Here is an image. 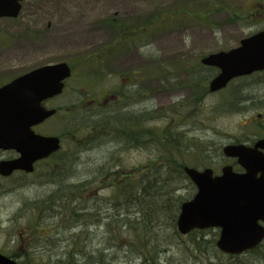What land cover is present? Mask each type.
<instances>
[{
	"label": "rangeland",
	"instance_id": "374dc122",
	"mask_svg": "<svg viewBox=\"0 0 264 264\" xmlns=\"http://www.w3.org/2000/svg\"><path fill=\"white\" fill-rule=\"evenodd\" d=\"M242 1L24 0L17 19H0V87L22 72L43 65L67 63L72 66L73 74L68 81V89L50 103L51 107L61 108V114L37 128V132L42 135L62 140L60 155L63 157L78 147L81 152L87 147V150L95 149V152L86 155L81 153V163L76 166L78 175L74 179L67 178L69 182L91 180L95 168L106 164L110 150L112 153L116 152L113 168H116L117 162L121 164H118L121 167L115 174L131 170L134 172L127 178L129 183L141 178L145 169L153 164L152 160L157 156L154 147L132 148V143H129L99 149L100 140L93 141L89 137L84 139V143L80 140L87 130L88 134L91 133V129L87 128L97 120L95 107H99H92L96 101L94 99L101 93L108 96L107 91H113L119 86L128 85L127 88L134 89L135 83H140L143 92L135 99L140 101L139 104L131 105L129 100V111L151 110L153 118L144 123V129L152 128L159 133L167 127L172 128L175 134L184 136L185 147L194 149L190 150V154H185L187 166L204 168L212 165V168L220 171L223 164L217 155H222L221 147L230 140L227 135L240 132L239 125L242 124L237 115L240 111L238 104L234 107L239 110H231L233 108L230 102L235 101L231 97L236 96L240 87H245L243 91L247 95L264 96V76L237 81L224 92L212 94L208 91L198 105L193 107L189 104L200 90L188 85L187 71L185 68L182 70L181 63H186V68H196L204 57L234 49L242 39L264 29V19L258 25L229 23V16L220 8L211 17L200 16L204 14L200 11L203 5H215L219 2L222 6V3L230 2L238 6ZM180 9L184 13L178 15ZM191 13L195 16L190 17ZM173 14H176L174 19L168 21V17ZM197 15L200 17L197 18ZM112 21L129 30L130 35L137 36L129 39L128 47L122 48L125 42L121 44L124 41L121 39L116 44L121 29ZM141 40L144 43L149 40V45H141ZM110 45H115L116 54L104 60L103 54L109 52L107 49ZM96 56L102 62L95 63ZM97 64H101L102 70L98 71ZM201 72L210 77L207 80L209 89V83L217 72L204 67ZM134 79H142L144 83ZM132 80L135 82H131ZM261 106H264V101L255 103L254 111L264 112V107ZM175 116L178 118L173 120ZM196 149L209 157L204 154L201 156L200 153L196 155ZM14 156V152H0V160ZM44 166L39 165L36 174L26 176L17 173L10 178L0 177V253L9 257L16 256V260L22 264H57V261H65L69 255H73L72 260L69 258L66 264H95L92 261L83 263L79 255L98 249L95 247L101 242L106 226L81 217L80 224L74 225L70 220L72 227H68L65 221L56 216L43 215L36 203L52 196L56 187L47 182L50 179L48 169H52V165L45 167L47 171ZM179 186L184 188L185 185L174 184L175 188ZM102 187L97 184L90 188L76 207L85 212L86 200L97 195V201H89L88 207L93 211L88 212H93L98 217L100 211L107 208L105 200L113 203L114 199L116 203L118 192L115 188H119L118 185L110 188L106 185L104 189ZM178 194L189 200L194 196L195 189L192 187L191 192L187 193L185 189H181ZM39 218H42V225L37 224ZM155 228L159 230L153 231L150 236L168 249L162 254L164 262L161 264H264V244L262 251L257 253L231 257L216 247L215 243L219 238L217 230L180 236L172 230L171 223L163 222ZM39 229L42 236L47 234L44 242L37 239L39 232L36 231ZM82 230L84 234H77ZM133 235L129 234V238ZM76 237L83 242L82 248L85 243L83 253L79 248H71ZM134 238L135 241L139 240L137 234ZM116 244L117 241L114 240L105 247L108 257L120 256L119 248H114ZM94 258L92 256L93 261ZM105 264H117V261H107ZM118 264H140V261L132 257L129 260L122 259Z\"/></svg>",
	"mask_w": 264,
	"mask_h": 264
},
{
	"label": "trees",
	"instance_id": "16d2710c",
	"mask_svg": "<svg viewBox=\"0 0 264 264\" xmlns=\"http://www.w3.org/2000/svg\"><path fill=\"white\" fill-rule=\"evenodd\" d=\"M220 4L221 3L218 2L215 5L207 4L201 6L200 11L204 12V14H201L200 16L206 15L211 17L217 12V9L220 8L221 11L227 13L229 16V23H251L258 25L264 19V0H243L238 6L232 5L230 2H224L222 3V6ZM183 11V9L178 10V15L184 13ZM174 16H176V14H173L172 17L167 16L169 18L168 21L173 20ZM189 16L194 17L195 15L191 13ZM200 16L197 15V18ZM160 18L162 21H164V18ZM111 23L115 24V21H112ZM203 23L207 24L206 22ZM115 25L118 27V29H121L119 35L117 36L116 44H118V40L121 39L124 40L121 42V44L125 42L122 48L128 47L129 39L132 40L133 38H137V36L130 35L129 33L131 32L124 29L119 23H116ZM262 30L264 29L257 30L256 32ZM140 42L141 45L144 43L142 40ZM115 45H110L108 47L109 49L107 50L109 52L107 54H103L104 60H107L109 57H114V54H116V52H114ZM144 45L148 46L149 40H147ZM96 59H98L97 56ZM96 59L95 63L102 62L100 58L98 60ZM185 65L187 64L181 63V66H183L182 70L185 68L187 71L186 74L188 75V85L194 89L200 90V93L195 95L194 101L189 104L195 107V105L197 106L201 101L202 96H206L208 94L207 80L210 77L206 76L205 72H201L202 66L200 64L196 68H189L188 66L186 68ZM97 66L98 71H100V69L102 70L101 64H97ZM139 81L144 83L142 79L136 82ZM135 84L136 85H133L134 89L131 87L127 88L128 85H125L124 87L119 86L113 91L110 90L113 95L115 94L114 99L110 98L111 100H107L108 97H105V100L102 101L101 95L94 99L96 101H93L94 104L92 107L96 105L99 107H95L97 120L92 122V124L87 128L91 129V133L88 134L87 130V133L80 140L83 143L84 139L88 137L93 141L100 140L99 149L106 148L105 146L108 145H116L117 147V145L120 146L122 144L125 145L129 143H132L130 146L132 148L143 147L150 149L149 147H154L153 150L157 152V156L152 160L153 164L148 166L141 174V178L136 181H130L129 183V179L127 178L134 173L132 170L128 173L119 172L115 174V171H117L121 166H118L120 162H117L118 164L115 165L116 168H113L114 163H116L114 160V155L116 152L112 153L111 150L109 153L110 158L109 156L107 157L106 164L99 168H95V171L93 172L94 177L91 180L81 183L69 182L67 181V178L74 179V177L78 175L76 166L81 163V153L83 152V154L86 155L90 152H95V149L87 150V147L82 149L81 152V149L78 147L74 150H70L68 154L63 157L60 155L63 148L62 144V148L57 154L39 164L42 166L52 165V169H48L47 175L50 177V179L47 182L51 186H56L52 196H48L42 201L39 200L36 203L37 209L41 210L43 215L49 214L53 217L56 216L62 221H65L68 227H72V221L74 225L80 224V219L82 217L95 220L98 225L104 224L107 228L102 232L101 242L97 247H95L98 249H94V251L85 253V243L84 248H82L81 245L83 242H80L79 237H76V240L72 241L73 243L71 248H79L82 253L84 252L83 255H79L81 257L80 260L83 261V263L92 261L95 262V264H105L107 261L116 260L118 264V262L122 259L129 260V258L132 257L139 260L140 264L163 263L164 261L162 260V254L168 249L166 247H162L158 241H155V239L150 236V234L155 230H159L155 227H158V225L162 224L163 222L164 224L171 223L173 227L172 230L178 234L176 231V221L182 203L187 200L183 195H179L178 192L181 191V189H185L187 193L189 191L191 192L192 187L194 188V185L184 171V168L187 166L185 154H190V150L194 149L185 147L184 144L186 141L183 138L184 136L175 134V131H172V128L167 127L159 133L152 128L144 129V123L151 120L153 117L151 115V110L147 112L129 111V100L131 101V105L139 104L140 101L135 99L140 97L142 95L140 93L143 92V89L140 87V83ZM66 89H68V84ZM233 98L235 97H232V99ZM57 99L58 98L54 99L53 101ZM230 103L233 108L231 109L232 111L239 110L237 107H234V105L238 104L239 102ZM55 109H57L58 112L56 116L59 117L62 110L58 107ZM176 118H178V116H175L173 120ZM76 131L78 132L79 128H77ZM87 142L88 141H86V143ZM156 162H159V164ZM47 166L43 167L46 171L47 169L45 167ZM105 166L108 167L106 168ZM36 173L37 168L35 170V174ZM106 177L108 178L107 180H105ZM111 179L115 180L112 181ZM54 181L57 182L54 183ZM120 182H122V184ZM176 182L179 183L177 184ZM97 184L103 186L104 188L106 185L109 188L113 185L119 186L118 189L115 188V190L118 192V195L116 194L117 197L115 196L116 203L114 202V199H112L113 203L105 200L104 204L107 206V208L103 209V211L107 212L100 211L98 217L97 214L88 212L90 210L93 211L88 207L89 201H97V195H93L92 198L86 200V205L84 206L86 210L85 212H82L76 207L77 202L85 197V194H87L86 192L89 193L90 188ZM174 184L185 186L184 188H180V186L175 188ZM41 219L42 218L38 219V225H42ZM98 219L101 220L98 221ZM70 220L72 221L70 222ZM165 220L169 222H165ZM40 231V229L39 231H36L39 232L37 233V239L41 242H44L47 239L45 237L47 234L42 236ZM77 234H84V231L82 230ZM129 234H134L132 236L133 240L132 238H129ZM136 234L138 235L139 239L137 241H135L134 238ZM114 240L117 241V244L114 248H119L120 256L112 255L108 257V255L105 253V247H107L109 243H113ZM261 249L262 247L251 251L250 253H257ZM76 254L78 255V253ZM72 256L73 255H69L65 261L60 259V261H57V264H66L69 258L72 260ZM92 256H95V261L92 260ZM260 259H262V257H260Z\"/></svg>",
	"mask_w": 264,
	"mask_h": 264
},
{
	"label": "water",
	"instance_id": "95a60500",
	"mask_svg": "<svg viewBox=\"0 0 264 264\" xmlns=\"http://www.w3.org/2000/svg\"><path fill=\"white\" fill-rule=\"evenodd\" d=\"M23 0H0V18H18ZM216 67L220 74L211 82L210 92H218L234 79L264 71V31L240 42L227 52L211 54L202 60ZM72 75L67 63L46 65L0 88V150L16 152L17 159L0 162V175L16 171L33 173L37 162L49 158L61 148L58 137L37 134L39 126L56 115L43 103L60 96L65 80ZM264 148V142L259 145ZM252 151L228 147L225 154L239 158L247 174H235L225 167L214 177L207 169L185 171L197 186L196 196L184 203L177 227L182 235L200 229H221L217 242L220 251L240 255L257 248L264 240V159L253 157ZM262 172L260 178L257 174ZM0 264H19L0 254Z\"/></svg>",
	"mask_w": 264,
	"mask_h": 264
},
{
	"label": "flooded vegetation",
	"instance_id": "af4514ba",
	"mask_svg": "<svg viewBox=\"0 0 264 264\" xmlns=\"http://www.w3.org/2000/svg\"><path fill=\"white\" fill-rule=\"evenodd\" d=\"M27 72H29V70L22 72L18 76H22L23 74H25ZM218 74H219V72L217 73V75ZM18 76H16V77H18ZM261 76H264V72H257V73L250 75V76L243 77L240 79H236V80L232 81L225 89H223L220 92H224L229 87L233 86L234 83L237 81L241 82L243 79L254 78V77L259 78ZM243 89H245V87H242V88L240 87L239 90H237V93H235L236 96H232V97H235V99L234 98L232 99V100H235L232 103L239 102L238 108L240 109V111H238L237 115H239V118L241 119L240 123H242L239 125V131L240 132L237 131L233 135H227V137L230 138V140L225 145H223L221 147L222 155H219V154L217 155L218 158H220V161L222 160L223 167H225V166L232 167L233 171L236 174H240V175L247 173L246 168L242 164H240V162L237 158H229V157L225 156L223 153V150L225 147H239L245 151H252L253 157L259 158L260 160L263 159V157H261L262 156L261 154H263V156H264V148L259 146L261 143L264 142V112L254 111V110H256L255 103H261L262 101H264V96L247 95L246 93H244ZM107 93H108V96H105L103 93L101 94V100L102 101L105 100V97H108L107 100H109L110 98L111 99L115 98V94L113 95V93H111V91H107ZM51 101L52 100H50L46 103L47 106H48V103H50ZM234 114H236V113H234ZM0 152H2V151H0ZM197 153H200L201 156L204 154V155H206V157H209L207 154L202 153L200 151L198 152V150L196 149L195 154L197 155ZM15 157H17V155H15L14 157L9 158V159H2V160H11V159H14ZM2 160H0V161H2ZM197 168L199 170H204L205 168H212V165H209V166L204 167V168L203 167H201V168L197 167ZM222 168H221V170H222ZM212 169L214 170L215 175L221 174V170L216 171V169L214 167ZM17 173L22 174L23 172H16L13 175H15ZM261 175H262V173H258V177H260ZM10 177H12V176H10ZM1 178H3V177H1ZM107 179L108 178L106 177L105 180H107ZM102 189H104V187ZM196 192H197V189L195 187V194H196ZM207 231H210V230L198 231V232L203 233V232H207ZM218 233L220 234L219 230H218ZM212 243H214V242H212ZM0 254H2V253H0ZM9 258L13 259L14 261H17L19 264H22L19 260H16L17 259L16 256H10Z\"/></svg>",
	"mask_w": 264,
	"mask_h": 264
}]
</instances>
